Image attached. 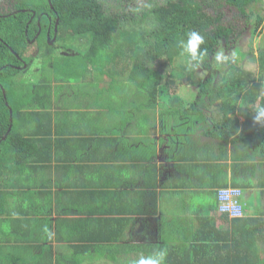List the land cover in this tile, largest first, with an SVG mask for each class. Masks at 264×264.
<instances>
[{
	"label": "crops",
	"instance_id": "1",
	"mask_svg": "<svg viewBox=\"0 0 264 264\" xmlns=\"http://www.w3.org/2000/svg\"><path fill=\"white\" fill-rule=\"evenodd\" d=\"M93 72L52 120L37 115L53 132L41 159H52L21 184L10 224L0 217V264H133L159 250L165 264H264V158L247 139L206 136L222 100L205 107L204 121L181 125L174 95H189L188 85L169 93L117 69L101 75L111 78L103 88ZM234 111L243 124L246 114ZM226 186L243 190L244 218L219 212Z\"/></svg>",
	"mask_w": 264,
	"mask_h": 264
},
{
	"label": "trees",
	"instance_id": "2",
	"mask_svg": "<svg viewBox=\"0 0 264 264\" xmlns=\"http://www.w3.org/2000/svg\"><path fill=\"white\" fill-rule=\"evenodd\" d=\"M137 1L118 0L115 7H110L105 0H10L9 10L4 12L0 7V217L7 224L11 220L6 217H11L18 209L17 203L21 205L24 200L17 195L22 191L21 184H26L27 178L37 176V168H43L44 162L52 159L51 156L41 159L45 143L48 139L52 141L53 132L42 129L43 122L37 115H49L52 120L51 112L56 114L58 104L74 87L83 93L91 86L86 83L91 71L108 75L117 69L127 70L131 72L133 83L140 81L149 87L158 84L161 74L173 77L176 82L186 79L189 90L197 96L186 101L174 95L177 104H174L176 116L173 117L179 118L181 125H186V120L191 117L204 121L205 107L214 105L213 99H221L222 116L211 113L215 130L206 136L222 144H227L232 137L238 141L247 139L250 147L258 149L264 158V122L254 123L253 119L256 110L264 107V49L252 59L257 62L259 76L236 59H227L230 67L226 70L227 78L222 77L223 81L216 86L212 79L202 80L195 75L199 69H211L216 53L224 46V49L236 46L244 29L252 28L254 39L263 33L264 0H166L143 13L138 21L140 27L138 23L133 24L134 18L119 13L123 3L128 5ZM221 3L234 9L238 17L246 21L244 28L222 23L218 8H214ZM146 17L148 21H145ZM191 31L204 37L200 50L207 49L199 66H194L195 62L190 64L189 57L182 54L179 46ZM119 36L129 39L126 43L116 44ZM86 37H90L87 50H71L72 54L63 59L51 53L56 48L70 50ZM49 38H53L54 45L49 44ZM62 41H65L64 46L59 45ZM31 45L37 47L44 67L50 64L58 78L43 79L36 84L19 81L30 61L38 58L27 56ZM123 54L126 56L123 62L112 61ZM175 57H184L186 63L174 66ZM23 61L27 62V67ZM108 61L112 63L105 69L104 64ZM67 80L79 82L77 86H69ZM221 86L228 89L223 90ZM181 89L184 91V86ZM238 107L246 114L243 124L233 118L234 108ZM99 137L108 140L104 135ZM49 144L48 148L52 149L53 143ZM261 183L264 186V176ZM240 201L246 211L243 193ZM44 215L49 217L43 213L42 221L47 220ZM250 259L248 252L246 260Z\"/></svg>",
	"mask_w": 264,
	"mask_h": 264
},
{
	"label": "rangeland",
	"instance_id": "3",
	"mask_svg": "<svg viewBox=\"0 0 264 264\" xmlns=\"http://www.w3.org/2000/svg\"><path fill=\"white\" fill-rule=\"evenodd\" d=\"M105 1H106L107 5H109L110 7H115L116 2L118 0H105ZM9 2H10V0H0V7H2L4 12L9 10V8H10ZM165 2H166V0H138L137 3H135V4L129 3L128 5H126L125 3H123L124 4L123 9L120 10L119 13L121 15L126 14V16H128V17L134 18L133 24L137 25L139 19L141 18V16L143 15L144 12H149V9L155 4L159 5V4H163ZM214 8H218V15H220L223 24L236 26L237 29L244 28L246 21L243 18L238 17V14L234 9H231L230 7L226 6L224 3H221L219 5L216 4V6H214ZM148 20H149V18L146 17L145 21H148ZM138 26L140 27L141 24L138 23ZM251 29L250 28L244 29L242 36L237 41L236 46L229 48V49H224L225 48V46H224V48L220 49L219 52L222 51L224 53V55L227 57V59H231V60L236 59V62H238L240 64H244L243 66H245V68L252 70V71H255V75L259 76V70L257 69V62L252 60V59H253V57H257L260 50L262 48H264V32H263L262 36L256 37L254 39L253 38L254 35H252ZM263 30H264V25H263ZM127 37L128 36L116 37V44L117 43H120V44L126 43V41L129 39ZM129 37H131V36L129 35ZM89 41H90V37H86L85 39L78 41V43L75 44L72 48L70 47V50L64 49V48H62V50H61L59 48H56L51 53L54 56H56L57 58L63 59V58L70 56L72 54L70 52L71 50L76 51V52L87 50L90 47L88 44ZM47 43H48V41H47ZM49 44H50V42H49ZM61 44H62V46H64L65 41H62L59 43V45H61ZM29 49L30 50H29V53L27 56L28 57L29 56L30 57L38 56L39 59L34 58L30 61L29 67L21 73V76H19V81L21 83L25 81L24 84H26L27 82H29V83L33 82L34 84H36L38 81H42L43 79L51 80L52 78H54V79L58 78V75L56 76L54 71H52L50 64H48L46 67H44L43 59L38 54L39 51L37 50V47L31 45V47ZM45 50H47V49H45ZM235 51H236V55L234 54ZM119 57H120V59L115 61L113 58L112 61L114 63L119 62V61L123 62L126 59V56L124 54L119 56ZM112 61H108L104 64L105 66H107V68H105V69H109V66L111 65ZM172 63L174 66H178V65L185 64L186 61H185L184 57H182L181 59L175 57L173 59ZM99 65H102V62H99ZM212 68H216V69L219 68L218 71L215 70V81L216 82L221 83L223 81L222 77H224V79L227 78L226 75H224V74H226L227 71H225L224 74H219V72H224V70H227L230 68L227 64V60L223 63H220V64L216 63V61H213ZM213 70L214 69L211 70V73ZM97 75L99 77V81L102 83H107L108 79L111 80L110 77H103L100 75V73H97ZM197 75H202L204 77V73H203L202 69L199 70V73H196V76ZM48 78H50V79H48ZM91 78H92V76L90 75L89 79H91ZM167 79L168 78L166 76H161V80H167ZM22 80H24V81H22ZM67 81H70V82H68L69 86H72V84L77 86L78 82H79V81H74V80H67ZM110 84H111V82L105 84V86L103 88L108 87ZM99 92L100 91H98L96 93H99ZM180 92H181V90H180ZM189 92H190L189 95H186V93L181 94V96L186 101H191L193 98H195L197 96V94L195 92L191 93L192 89ZM105 127L107 129H109L111 127V123H107L105 125Z\"/></svg>",
	"mask_w": 264,
	"mask_h": 264
},
{
	"label": "clouds",
	"instance_id": "4",
	"mask_svg": "<svg viewBox=\"0 0 264 264\" xmlns=\"http://www.w3.org/2000/svg\"><path fill=\"white\" fill-rule=\"evenodd\" d=\"M248 28H250V27H248ZM203 43H204V37L200 33H198L197 31L189 32L187 34V40L186 41H184V40L180 41V45L179 46L182 49V54H187V56L189 57V63L190 64L192 62H195L194 66H199V64L203 61L204 57L207 55V49L200 50V45H202ZM226 60H227V57L224 55V53L222 51L216 53L215 61L218 64L223 63ZM23 65L24 66L26 65L25 67H27V62H24ZM212 69H214V70L211 73ZM218 69L211 68L208 71H203L202 70L203 73H204V77L202 75H198V76L201 77L202 80L203 79L207 80L208 78L212 79L214 86H216L218 82L215 81V70L218 71ZM199 70H198L197 73H199ZM225 71L226 70H224V72H219V74H224ZM224 75H226V77H227V74H224ZM161 76H166L168 79L167 80H160L157 83L158 84H161V83L162 84H168L169 85V90H170L169 93H171V87L172 86L178 85V83L182 84V86L183 85H187L189 83L186 79L177 80V82H176L175 79L173 77H171V76H167V75H163V74H161ZM173 83H175V84H173ZM197 91H198V88H197ZM215 102H216V100H215ZM37 104H39V102ZM203 111L206 112V114H204V117L207 118L208 111H206L205 109ZM190 119L193 122H195V120L197 118L191 117ZM253 119H254V123L264 122V107H259L256 110V115L254 116ZM229 187L238 188V187H233V186H228L226 188H229ZM221 189H223V188H221ZM221 189H219V190H221ZM238 189H240L242 191V193H243V190L241 188H238ZM219 190L217 191V197H218ZM219 212H220V210H219ZM13 215L15 216L16 214L13 213ZM223 215L227 216L229 219L238 220V219H242V218L245 217L246 211H245L244 216L242 218H230L226 214H223ZM166 257H167V251L166 250H159L154 255H150L148 257H145V256L141 255L138 260L133 262V264H165Z\"/></svg>",
	"mask_w": 264,
	"mask_h": 264
},
{
	"label": "built area",
	"instance_id": "5",
	"mask_svg": "<svg viewBox=\"0 0 264 264\" xmlns=\"http://www.w3.org/2000/svg\"><path fill=\"white\" fill-rule=\"evenodd\" d=\"M242 191L238 188H223L218 192L219 210L230 218H242L245 210L240 201Z\"/></svg>",
	"mask_w": 264,
	"mask_h": 264
},
{
	"label": "flooded vegetation",
	"instance_id": "6",
	"mask_svg": "<svg viewBox=\"0 0 264 264\" xmlns=\"http://www.w3.org/2000/svg\"><path fill=\"white\" fill-rule=\"evenodd\" d=\"M50 31V30H49ZM54 38V37H53ZM53 38L51 39V38H49V42H50V44H52V43H54L55 41L53 40ZM53 40V41H52ZM53 45V44H52ZM24 62V61H23ZM24 64V63H23Z\"/></svg>",
	"mask_w": 264,
	"mask_h": 264
},
{
	"label": "water",
	"instance_id": "7",
	"mask_svg": "<svg viewBox=\"0 0 264 264\" xmlns=\"http://www.w3.org/2000/svg\"><path fill=\"white\" fill-rule=\"evenodd\" d=\"M26 66V65H25Z\"/></svg>",
	"mask_w": 264,
	"mask_h": 264
}]
</instances>
